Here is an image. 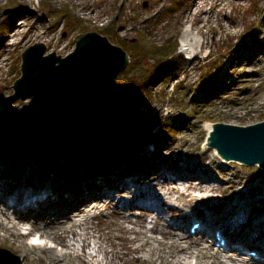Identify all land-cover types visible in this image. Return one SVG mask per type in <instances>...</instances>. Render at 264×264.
I'll return each instance as SVG.
<instances>
[{
  "label": "rangeland",
  "instance_id": "rangeland-1",
  "mask_svg": "<svg viewBox=\"0 0 264 264\" xmlns=\"http://www.w3.org/2000/svg\"><path fill=\"white\" fill-rule=\"evenodd\" d=\"M197 1L83 0L77 3L76 0H0V26L3 25L7 30L0 41V101L14 94L13 85L21 75V55L28 47L40 44L41 35L45 32L42 36L46 41L47 54L56 53L63 58L75 51V38L79 34L92 32L107 37L115 45H118L116 42L129 44L140 40L148 49L152 46L175 47L176 52L172 53L171 58L181 62L178 73L170 71L167 78L156 82L155 76H151V72L148 74V69L154 65L153 61L145 60L144 65L140 66L147 68H141L135 63V58L130 56L131 63L127 71L119 76L111 92L115 91L117 85H124L130 90L148 81L153 99L141 104L129 100L121 103V99H118V104L122 105L119 111L136 112L141 117L155 120L165 118V126L178 124V133L177 130L172 132L177 133L176 138L157 135V144L142 143L138 157L140 162L133 166L124 165L120 161V165H112L107 169L104 164L95 163L94 169L99 170L95 175L101 173L100 168L103 166L102 172L106 174L122 169L142 175L152 173L149 172L151 168L182 169L186 173L216 177L214 184L228 188L221 195L226 202L230 199L234 201L235 195L246 187L244 201L255 202L254 205L258 207L261 203L259 199L264 196V171L258 166L248 167L236 162H231L229 168L218 160L211 165L214 155L213 150L206 146V140L208 125L223 123L248 127L264 121V0H209V4L204 7L208 13L195 16L198 12L195 9L192 12V9ZM85 7L92 11H81ZM191 22L195 24L196 33L201 36L202 47L196 58L188 61L186 52L181 48L185 27ZM23 23L26 26L20 35L13 37L14 29ZM156 75H162V70H158ZM215 79L220 81L216 88L219 92L215 93L212 101L201 102L199 87L202 83L210 84V80ZM82 84L79 87L81 96L78 101L85 100L95 105L105 103L106 100L102 104L91 101L90 85ZM223 89L228 90L224 93ZM82 93L86 95L82 97ZM47 106V102L34 98L25 102L18 101L5 112L15 109L18 113L34 112L37 115L45 114L48 118ZM88 106L86 103L80 105L82 108ZM101 110L106 113L105 119L110 123L123 124L129 114H122L118 121L109 114V109L101 107L99 111ZM167 130L168 133L171 131L169 127ZM147 151L154 154L149 158ZM69 159L70 157H65L58 167L66 168L70 165ZM46 161L48 159L45 157L24 160L20 156L0 151V165L4 166L5 178L12 185L27 179L32 185L38 182L43 184L46 182L43 175L47 172L54 180L52 183L56 186L57 193L73 192L76 188L64 189L60 185L63 183L59 181L60 173L53 171V166ZM34 169H37L39 175L34 173ZM82 169L80 174L87 171L83 167ZM224 172L226 174L223 177ZM91 174L89 171L87 176L91 177ZM81 190L82 194L86 192ZM62 204L67 205V201L56 206L49 205V214L62 208ZM207 206L210 207L209 204H203L194 209L198 211ZM28 215L37 218L38 213L30 212ZM260 217H264V211L260 213ZM187 226L188 229L192 227L190 223ZM94 228L104 240L119 247L124 244L119 239L121 230L116 224L113 210L95 218ZM31 240L27 242L31 243ZM0 248L6 249L3 246ZM12 254L14 258L10 260L13 263L17 260L22 264L21 255L13 251Z\"/></svg>",
  "mask_w": 264,
  "mask_h": 264
},
{
  "label": "bare ground",
  "instance_id": "bare-ground-1",
  "mask_svg": "<svg viewBox=\"0 0 264 264\" xmlns=\"http://www.w3.org/2000/svg\"><path fill=\"white\" fill-rule=\"evenodd\" d=\"M208 4L209 0H198L192 12L197 10L195 16L208 13L204 8ZM81 11L92 10L85 7ZM24 26H17L13 37ZM194 29L195 24L189 23L182 36L181 50L189 60L202 47ZM42 35L39 42L46 44ZM215 125L207 126L206 146L213 139ZM153 154L147 151L149 158ZM213 155L211 165L218 160L231 167V161L223 160L215 150ZM3 169L0 165V246L6 249H0L20 254L22 264H264V217H260L264 196L258 207L244 201L246 187L233 195L234 201L226 202L221 195L228 188L214 184L216 177L174 168H151L147 175L123 169L95 175L99 170L92 169L91 177L89 171L81 173L76 192L57 193L47 172L41 173L43 184L32 185L27 179L12 185ZM34 173L39 175L37 169ZM59 181L64 187V181ZM81 189L86 192L80 193ZM66 201L67 205L49 214V205ZM203 204L210 207L194 209ZM110 210L121 230V247L95 232L94 219ZM30 212L38 213L37 218L29 217ZM188 223L199 224L200 230L192 235ZM217 234L225 242L223 248L214 246L212 239ZM36 238L41 243H33Z\"/></svg>",
  "mask_w": 264,
  "mask_h": 264
},
{
  "label": "trees",
  "instance_id": "trees-1",
  "mask_svg": "<svg viewBox=\"0 0 264 264\" xmlns=\"http://www.w3.org/2000/svg\"><path fill=\"white\" fill-rule=\"evenodd\" d=\"M6 31L3 25L0 26V41ZM138 41L116 44L135 58V63L141 68H147L140 65L151 59L154 65L148 69V74L151 72L156 82L167 78L170 71H180L181 62L171 58L172 53L176 52L175 47L152 46L148 49L142 41ZM158 70H162V75H156ZM151 76L149 78L152 79ZM147 83L148 81H145L143 85L130 90L124 85H117L102 105L80 100L71 111L56 120L48 119L45 114L37 115L26 111L18 113L15 109L0 112V151L20 156L24 160L47 158L46 162L53 166V171L60 173L59 177L65 180L64 187L70 189H75L80 182L79 171L82 167L90 171L96 168L95 163H101L108 169V163L120 165V161L128 166L136 165L140 162L138 157L142 143L157 144V135L175 139L179 127L174 123L165 126V118L155 120L141 117L136 112L119 111L122 105L118 104V99H121V103L129 100L138 104L152 100L151 86ZM219 84V79L210 80V84L202 83L198 89L202 96L200 101H212L215 93L219 92L216 89ZM227 90L223 89L222 92L226 93ZM82 94V97L86 95ZM81 103L89 105V109L80 107ZM101 107L109 109V114L115 116L118 121L121 120V115L127 112L128 118L123 124L110 123L105 119L106 113L99 111ZM167 127L171 129L169 133L166 131ZM176 130L177 133H172ZM67 156L70 157V165L64 169L59 168L58 164ZM103 167L100 171H104Z\"/></svg>",
  "mask_w": 264,
  "mask_h": 264
},
{
  "label": "water",
  "instance_id": "water-1",
  "mask_svg": "<svg viewBox=\"0 0 264 264\" xmlns=\"http://www.w3.org/2000/svg\"><path fill=\"white\" fill-rule=\"evenodd\" d=\"M75 45V51L64 58L47 54L42 43L28 47L21 55V75L13 85L14 94L0 101V112L18 101L39 98L49 102L48 118L59 119L80 99L82 83L90 85L89 99L102 104L119 76L127 71L130 54L94 32L79 34ZM211 134L208 147L222 159L264 170V121L248 127L216 124ZM12 258L14 255L0 249V264H19L17 260L13 263Z\"/></svg>",
  "mask_w": 264,
  "mask_h": 264
},
{
  "label": "snow or ice",
  "instance_id": "snow-or-ice-1",
  "mask_svg": "<svg viewBox=\"0 0 264 264\" xmlns=\"http://www.w3.org/2000/svg\"><path fill=\"white\" fill-rule=\"evenodd\" d=\"M33 243H41L38 238H36Z\"/></svg>",
  "mask_w": 264,
  "mask_h": 264
}]
</instances>
